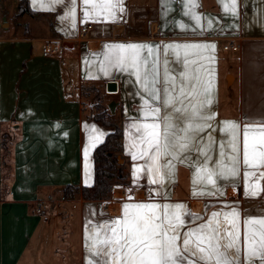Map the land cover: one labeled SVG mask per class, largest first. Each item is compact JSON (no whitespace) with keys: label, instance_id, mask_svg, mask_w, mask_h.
I'll return each mask as SVG.
<instances>
[{"label":"crops","instance_id":"1","mask_svg":"<svg viewBox=\"0 0 264 264\" xmlns=\"http://www.w3.org/2000/svg\"><path fill=\"white\" fill-rule=\"evenodd\" d=\"M43 3L47 5L48 0ZM199 4L198 12L216 20L213 29L202 34L178 27L180 22L190 23L178 3L167 11L165 0H124L125 12L117 22H88L92 27L84 39L43 56L41 46L35 47L33 41L42 44L52 37H78L79 27L85 24L79 0L75 28L71 18L61 19L67 11L64 5L45 10L41 0H0V264H87L88 221L118 217L124 203L147 201L149 189L155 187L143 178L133 182V165L144 163L133 161L128 150V126L138 116L139 98L125 74L113 71L105 77L99 71L105 45L214 44L215 61L209 66L214 68L211 110L216 120H258L264 115V0H242L238 18L223 13L218 0H199ZM17 14H28L43 25V34L33 36L27 21L10 20ZM228 42L236 49H223ZM108 80L116 81L115 93L104 92ZM83 87L99 92L123 132L124 177L103 199H85L80 191L65 195L69 185L93 184V153L101 142H90L92 128L104 133L102 141L111 130L92 117L91 89ZM111 101L113 112L108 107ZM191 176L186 164L177 163L172 182L164 189L169 199L157 197V201L184 203L205 216L234 203L241 211L243 241L242 221L246 215H260L264 192L247 198L242 186L233 188L232 182L222 181L223 196L194 197ZM38 205L45 214L34 212Z\"/></svg>","mask_w":264,"mask_h":264},{"label":"snow or ice","instance_id":"2","mask_svg":"<svg viewBox=\"0 0 264 264\" xmlns=\"http://www.w3.org/2000/svg\"><path fill=\"white\" fill-rule=\"evenodd\" d=\"M174 2L190 22L178 24L182 31L213 29L216 20L197 11L199 0H165L167 11ZM218 4L223 13L239 17L242 0ZM55 5L67 8L61 19L71 18L75 28L78 0H48L47 5L41 0L40 6L52 10ZM79 6L82 23L117 22L125 12L124 0H79ZM104 48L99 71L105 77L113 71L125 74L139 98L138 116L128 126V150L133 161L144 163L133 165V182L143 178L155 187L147 201L124 203L118 217L88 221L87 264H264V204L259 216L244 217L241 241V211L234 203L205 216L184 203L157 201L169 199L164 189L177 163L191 169L194 197L223 196L222 181L242 186L247 198L264 192V115L216 120L211 110L214 68L209 66L215 45L112 43ZM91 131L90 142H102L104 133L95 127Z\"/></svg>","mask_w":264,"mask_h":264},{"label":"trees","instance_id":"3","mask_svg":"<svg viewBox=\"0 0 264 264\" xmlns=\"http://www.w3.org/2000/svg\"><path fill=\"white\" fill-rule=\"evenodd\" d=\"M84 90L96 91L93 87H83ZM99 93V92H98ZM93 118L102 125L111 128V130L105 136V139L98 144L94 149V181L91 186H73L69 185L65 187L66 196H70L71 193L81 192V195L85 199H103L107 198L111 193L112 187L116 182L123 179L124 174L122 171V164L118 163L119 155L123 150L122 144V127L117 118L109 112L105 107L103 101H97L94 103ZM7 140L3 141L4 146ZM70 190V192L68 191Z\"/></svg>","mask_w":264,"mask_h":264},{"label":"built area","instance_id":"4","mask_svg":"<svg viewBox=\"0 0 264 264\" xmlns=\"http://www.w3.org/2000/svg\"><path fill=\"white\" fill-rule=\"evenodd\" d=\"M91 27H92L91 23L82 24L78 30V37L75 39H69V38H63V37H52V38L44 39L42 44H41L42 55L43 56H49V55L57 52L60 49V47L63 45H75V43L84 39L87 31ZM223 49H236V45L232 44L231 42H228V43H225L223 45ZM116 91H117V89L116 90H109L106 88V86L104 87V92L107 94H112V93H115ZM119 196H121V195H119ZM102 205L104 207L106 206L104 201L102 202ZM34 212L38 213V214H45L46 210L42 205H38L34 209Z\"/></svg>","mask_w":264,"mask_h":264},{"label":"rangeland","instance_id":"5","mask_svg":"<svg viewBox=\"0 0 264 264\" xmlns=\"http://www.w3.org/2000/svg\"><path fill=\"white\" fill-rule=\"evenodd\" d=\"M15 16H17V17H15V18L11 17L10 20H16V21H17L16 24H19V23H20L19 20H21V21H27L28 24H29L30 32H31V34H32L33 36H40L41 34H43L44 29H45L44 26L41 25V24H40L39 22H37L36 20L32 19L28 14H23V15H20L19 17H18V14H17V15H15ZM12 18H13V19H12ZM33 44H34L35 47L40 48V46H41V41H37V40H36V41H33ZM90 95H91V97L93 98L94 103H97V101H102V99L100 98L98 92H96V91H91V92H90ZM95 111H96V109H93V110H92L93 113H94ZM120 157H121V156L119 155L118 163L122 164L123 160H122V158H120Z\"/></svg>","mask_w":264,"mask_h":264},{"label":"water","instance_id":"6","mask_svg":"<svg viewBox=\"0 0 264 264\" xmlns=\"http://www.w3.org/2000/svg\"><path fill=\"white\" fill-rule=\"evenodd\" d=\"M106 88L109 89V90H116V81L115 80H108L106 82ZM113 105H114V101H111L109 104H108V107L110 109L111 112L114 111L113 109ZM121 158V157H120Z\"/></svg>","mask_w":264,"mask_h":264}]
</instances>
